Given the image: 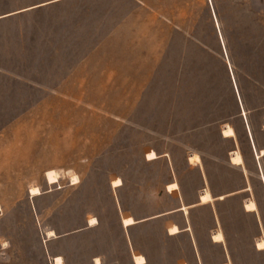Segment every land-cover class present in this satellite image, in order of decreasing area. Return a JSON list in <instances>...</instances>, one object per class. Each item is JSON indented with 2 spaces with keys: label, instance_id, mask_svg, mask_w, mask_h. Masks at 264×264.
<instances>
[{
  "label": "rangeland",
  "instance_id": "obj_1",
  "mask_svg": "<svg viewBox=\"0 0 264 264\" xmlns=\"http://www.w3.org/2000/svg\"><path fill=\"white\" fill-rule=\"evenodd\" d=\"M235 89L264 150V0H0V264H264Z\"/></svg>",
  "mask_w": 264,
  "mask_h": 264
},
{
  "label": "crops",
  "instance_id": "obj_2",
  "mask_svg": "<svg viewBox=\"0 0 264 264\" xmlns=\"http://www.w3.org/2000/svg\"><path fill=\"white\" fill-rule=\"evenodd\" d=\"M232 79H233V76H232ZM233 83H234V87L236 88V84H235V81H233ZM235 92H236V95H237V99H238V103H239V106H240V114H242V116H243V119H244V127H245V130H246V132L248 133V135H249V138H250V146H251V148L253 149V152H254V156H255V158H256V163H257V166H258V169H259V176H260V179H261V181H262V183L264 184V182H263V176H262V174L264 175V173H263V171H262V167H261V164H260V161H259V158L262 156V155H264V150L262 149V148H260L259 150H256V146H255V142H254V139H253V137H252V133H251V131H250V124L248 123V120H247V117H246V114L244 115L243 114V110L246 112V110L244 109V104H243V102H242V100H241V98H240V95H239V93H238V91H237V89H235ZM226 124H228V123H226ZM229 125V124H228ZM224 126V125H223ZM223 126H222V128H221V132H220V137H222V138H224V137H229V135H224V133H223ZM232 127V126H231ZM233 128V131H234V134L233 135H231L230 137H233V136H235V133H236V129L234 128V127H232ZM232 151H237V150H232ZM231 151V152H232ZM261 151H263V154H260V152ZM154 152V151H153ZM231 152H230V160H231ZM239 152V151H238ZM259 153L260 154V156H259V158H257V156H256V153ZM149 153V152H148ZM155 153V152H154ZM193 153H195V152H193ZM240 153V152H239ZM197 154V153H196ZM198 155V154H197ZM240 155H241V157H242V162L241 163H239V164H237V163H233L232 161V163L233 164H236V165H242L243 163H244V158H243V154L242 153H240ZM159 156H168V153L167 152H163V153H161V154H157V153H155V157H152V158H148L147 157V155H146V157H144L143 158V160H146V161H149V160H154V159H156L157 157H159ZM199 156V155H198ZM196 162H200V156H199V161H196ZM243 169H245L244 167H242ZM242 169V170H243ZM241 176H242V178H244V176H245V172L243 171H241ZM120 179H121V184H119V185H124V183H125V180L123 179V178H121V177H119ZM170 183H176L177 184V187L176 188H173V189H168V184H170ZM167 184V189H166V191L167 192H172L173 190H179L180 189V186H181V184H180V182H178V181H176V180H174V181H171V182H169ZM119 185H117V186H119ZM249 188H250V186H243V187H241V188H238V189H235V190H232V191H229V192H225V193H221V194H217V195H214L213 193H214V191L212 190V188H206V187H202V188H200L199 189V191H198V198L195 200V201H193V202H190V203H185L184 204V202H183V204H180V205H177V206H175V207H173V208H169V209H167V210H165V211H163V212H160V213H157V214H154V215H152V216H149V217H143V218H139V219H133V222L132 223H130V224H128V225H124L123 224V218H125V217H123L122 219H121V222H122V225L124 226V227H126V226H129V225H132V224H137V223H141V222H144V221H146V220H149V219H154V218H158V217H161V216H166V217H168L170 214H172V213H174V212H177V211H186V208H191V207H194V206H197V205H200V204H205V203H207V202H209V201H211V200H213V199H215V200H223L224 198H226V197H228V196H230V195H234V194H236V193H239V192H243V191H246V190H249ZM202 189H207L208 191H209V193H210V195H211V199L210 200H208V201H205V202H203V201H201V196H200V192L202 191ZM183 194V193H182ZM181 198L184 200V195H182L181 196ZM248 199H251L250 197H248V198H245L244 200H242V204H243V206H244V208H245V200H248ZM253 200V199H252ZM255 201V200H254ZM255 203H256V201H255ZM256 209H257V204H256ZM256 209H254V210H247L246 208H245V210H247V211H256ZM92 217V216H91ZM93 217H95L96 218V222L95 223H93V224H99V221H100V219H99V217H97L96 215H94ZM128 217H130V216H128ZM131 218V217H130ZM90 219V218H89ZM89 224L90 225H93V224H91L90 222H89ZM171 225H176L177 226V228H178V231L177 232H175V233H170L169 232V227L171 226ZM189 225L187 226V225H185V226H180L178 223H176V222H171L168 226H167V233H168V235H174V234H177V233H180V232H182V231H187V230H189ZM220 230L221 231V233H222V235H223V239L222 240H220V241H216V240H214L213 238H212V232H215L216 230ZM213 230V231H212ZM54 234V233H53ZM65 233H59L57 236L58 237H61V236H63ZM56 236V235H55ZM211 240H212V242H220L224 247H223V250H225L226 252H228V249H227V246H226V244H224V241H225V233H224V231L223 230H221L220 228H213V229H211ZM263 236H255L254 235V237H253V244H254V247H256V248H258L257 246H256V242H258L261 238H262ZM264 238V237H263ZM258 249H261V248H258ZM262 249H264V248H262ZM137 254H141V255H143V257L145 258V262L144 263H142V264H145L146 262H147V260H146V256L143 254V253H137ZM134 255H136V254H133V261H134V263H135V260H134ZM57 256H59V255H57ZM54 257H56V256H54ZM54 257L52 258V264H55V259H54ZM61 257V256H60ZM96 258H98L99 259V262H100V258H99V256H95L94 257V260L96 259ZM62 259V258H61ZM96 263V262H95ZM63 264V263H62ZM99 264V263H98ZM136 264V263H135ZM184 264H190V263H188V262H185ZM224 264H229V263H224Z\"/></svg>",
  "mask_w": 264,
  "mask_h": 264
},
{
  "label": "bare ground",
  "instance_id": "obj_3",
  "mask_svg": "<svg viewBox=\"0 0 264 264\" xmlns=\"http://www.w3.org/2000/svg\"><path fill=\"white\" fill-rule=\"evenodd\" d=\"M226 127H227V125H224L223 129L226 128ZM234 153H235V152H232L231 154H234ZM191 154H192V153H190V155H191ZM46 179H47L48 183H53V182H55V181L57 180V174H56V172L53 171V170H48V171L46 172ZM38 192H39L38 187L34 186V187L31 188V193H32V194H35V193H38ZM204 192H205V190L202 189V191L200 192V194H202V193H204ZM247 201H248V200H246V202H247ZM91 219L93 220V218H91ZM49 233H52V232L50 231ZM138 255H139V254L134 255V257H136V256H138ZM54 259H55V264H62V259H61L60 256L54 257Z\"/></svg>",
  "mask_w": 264,
  "mask_h": 264
}]
</instances>
